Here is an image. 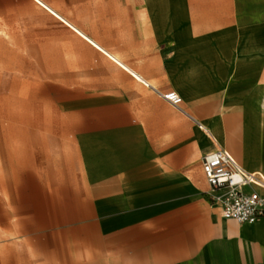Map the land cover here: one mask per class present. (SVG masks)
Listing matches in <instances>:
<instances>
[{
  "label": "crops",
  "instance_id": "0c3cea01",
  "mask_svg": "<svg viewBox=\"0 0 264 264\" xmlns=\"http://www.w3.org/2000/svg\"><path fill=\"white\" fill-rule=\"evenodd\" d=\"M36 1L84 40L58 116L22 129L34 264H264V217L224 218L201 169L209 138L243 121L246 102L227 114L224 95L257 77L264 96V53L245 50L264 45V0H84L105 40ZM253 149L243 168L264 174V137Z\"/></svg>",
  "mask_w": 264,
  "mask_h": 264
},
{
  "label": "rangeland",
  "instance_id": "374dc122",
  "mask_svg": "<svg viewBox=\"0 0 264 264\" xmlns=\"http://www.w3.org/2000/svg\"><path fill=\"white\" fill-rule=\"evenodd\" d=\"M44 1L55 4L90 35L103 40L113 37L112 31L99 30L97 16L89 14L84 0ZM70 39L84 40L36 0H0V264H34L36 258L30 252L32 239L25 237L32 230L22 226V129L30 128L33 119L57 117L59 104L69 97L67 86L77 80L74 73H82L75 56L78 47ZM245 50L252 56L263 55L264 45L251 39ZM251 81H257L255 87L236 84L224 95L225 113L233 114L252 95L259 96L258 78ZM246 89L250 92L242 93ZM252 123L245 120L241 134L249 169L258 160L253 148L264 137L251 131Z\"/></svg>",
  "mask_w": 264,
  "mask_h": 264
},
{
  "label": "built area",
  "instance_id": "2783aa9c",
  "mask_svg": "<svg viewBox=\"0 0 264 264\" xmlns=\"http://www.w3.org/2000/svg\"><path fill=\"white\" fill-rule=\"evenodd\" d=\"M170 104L183 102L174 90L161 94ZM201 169L208 184L206 194L217 203L226 219L237 223H254L264 217V174L244 169L225 148L214 147L201 156Z\"/></svg>",
  "mask_w": 264,
  "mask_h": 264
},
{
  "label": "bare ground",
  "instance_id": "6f19581e",
  "mask_svg": "<svg viewBox=\"0 0 264 264\" xmlns=\"http://www.w3.org/2000/svg\"><path fill=\"white\" fill-rule=\"evenodd\" d=\"M253 84L254 83H252V85ZM243 111H244L243 121L239 129L235 132V135L226 138V140H224L225 141L224 144L219 146H225L226 148L230 149L232 154L238 159L242 167L249 169L246 165L247 161H245V154L248 155L247 153L248 150L246 148V142L241 139V134L245 127L244 122L245 120H248V121H253V123L251 124L252 125L251 131L252 132L259 131L264 136V96L260 98V95L258 97L252 95L249 101L246 102ZM228 139L230 141H228Z\"/></svg>",
  "mask_w": 264,
  "mask_h": 264
}]
</instances>
